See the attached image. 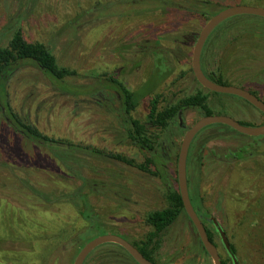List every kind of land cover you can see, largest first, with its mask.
<instances>
[{
	"label": "rangeland",
	"instance_id": "rangeland-1",
	"mask_svg": "<svg viewBox=\"0 0 264 264\" xmlns=\"http://www.w3.org/2000/svg\"><path fill=\"white\" fill-rule=\"evenodd\" d=\"M238 4L264 7V0H0V47L19 28L29 42L43 43L57 63L77 72L57 82L24 65L7 85L8 103L44 134L83 148L67 152L66 146L32 143L0 115V264H73L87 242L104 234L146 240L153 231L148 214L168 204L166 187L159 177L112 155L144 163L149 154L129 137L131 116L139 119L158 136L156 155L178 188L183 137L203 117L186 110L183 127L174 122L159 130L148 117L155 97L165 107L201 91L213 114L264 126V114L247 101L202 87L190 68L192 51L180 50L175 41L183 30L199 31L215 13ZM157 35L168 51L163 61L146 42ZM201 68L264 101V18L242 14L220 23ZM110 77L140 95L130 117ZM189 151L193 202L222 226L238 264H264V136L254 139L214 123L200 130ZM215 241L227 261L217 233ZM199 242L181 215L153 240L154 260L213 264ZM84 264L137 263L118 244L106 243Z\"/></svg>",
	"mask_w": 264,
	"mask_h": 264
},
{
	"label": "trees",
	"instance_id": "trees-1",
	"mask_svg": "<svg viewBox=\"0 0 264 264\" xmlns=\"http://www.w3.org/2000/svg\"><path fill=\"white\" fill-rule=\"evenodd\" d=\"M176 39V38H175ZM57 59L53 52L41 42H29L23 35L21 29H12V36L6 46L0 47V115L4 121L20 136L24 139H28L30 142L52 147L53 145L58 147H67V152L82 151L81 146H75L62 139H55L44 134L35 125L23 120L20 115L14 110V108L7 101L6 89L10 83L13 75L24 65L32 64L38 67L44 74L50 76L57 82L65 81V79L77 76V72L65 66H61L57 63ZM204 71V70H203ZM205 73V71H204ZM211 80L218 82V84L227 85L226 83L218 80L205 73ZM111 82V86L117 92L122 100V109L126 115L131 116L132 111L138 105L140 95L131 91L123 82L112 78L108 80ZM255 95L256 92L251 91ZM258 96V95H257ZM159 97L152 99L150 104L149 120L153 127L159 130H168L171 124L177 121L179 111L192 109L199 111L202 116L212 115L213 112L208 106V95L204 92L198 91L194 95H190L180 99L176 104H172L165 107H160ZM131 128L129 129V137L132 143L140 150L148 153L145 157L143 164H136L134 160L128 159L120 154L112 155V157L127 163L128 165L135 166L138 169L149 172L156 177H159L165 185L167 206L162 209L151 211L147 216V222L153 227L146 240H140L139 242H131L139 251L150 261L154 260V246H151L153 240L165 233L181 215H185L190 221L188 215L185 212L181 195L178 188H175L171 182L170 177H167V173L160 162L159 157L155 155V150L158 143V136L151 135L147 124L143 123L139 119L130 118ZM245 125H250L242 123ZM252 126V125H250ZM234 131L233 129H231ZM235 132V131H234ZM153 137V138H152ZM256 139L257 137H252ZM93 152L98 150L93 149ZM244 150H241L243 153ZM99 153V152H98ZM192 200V198H191ZM193 202V200H192ZM200 214V212H199ZM206 216V214H205ZM213 221V219H212ZM191 222V221H190ZM208 237L216 245L215 233L219 235L216 230L215 233L210 229H207ZM80 242L83 239L78 238ZM199 241L201 242L200 238ZM199 242V243H200ZM202 245V243H201ZM203 247V245H202ZM231 251L235 255L237 252L235 247L230 244ZM204 249V247H203ZM205 250V249H204ZM206 252V251H205ZM228 254V253H227ZM157 264V263H156ZM222 264H233L230 255L228 254V260H222Z\"/></svg>",
	"mask_w": 264,
	"mask_h": 264
},
{
	"label": "water",
	"instance_id": "water-1",
	"mask_svg": "<svg viewBox=\"0 0 264 264\" xmlns=\"http://www.w3.org/2000/svg\"><path fill=\"white\" fill-rule=\"evenodd\" d=\"M242 14L257 15L264 18V7L238 4L215 13V15L212 16L202 28L199 37L194 45L191 68L197 82L205 89L212 92H217L218 94L237 96L247 101L249 104L257 108L264 114V101L259 96L242 87L218 84V82L211 80L201 68V57L204 45L210 34L215 30V27L228 18ZM214 123L225 125L233 129L237 133L250 137L263 136L264 126L245 125L228 116H217V114L207 115L200 118L194 125H192L191 128L186 131L180 146V151L177 159V184L185 212L188 215L191 223L195 227L201 240L200 243H202L206 253L211 257L213 264H222V259L219 254L218 248L209 239L206 227L193 206L189 192V184H187L188 154L191 143L195 136L200 132V130ZM213 223L218 226V223L214 219ZM218 231L223 241L222 244L226 252L231 256L233 264H238L237 258L231 251V247L229 244L230 242L225 232L220 227H218ZM106 243H115L121 246L137 264H156L147 259L131 242L116 234H104L87 242L76 256L73 264H84L85 260L94 249Z\"/></svg>",
	"mask_w": 264,
	"mask_h": 264
},
{
	"label": "flooded vegetation",
	"instance_id": "flooded-vegetation-1",
	"mask_svg": "<svg viewBox=\"0 0 264 264\" xmlns=\"http://www.w3.org/2000/svg\"><path fill=\"white\" fill-rule=\"evenodd\" d=\"M216 28H217V26L215 27V30H216ZM201 30L202 29H200L199 31H196V30H190V28H187V29H185V30H183L182 32H181V39L180 38H178V39H175V41L176 42H178V43H180V50H182V51H184V52H188V51H192V53H193V48H194V45H195V43H196V41H197V39H198V37H199V34H200V32H201ZM214 33V31L210 34V36L208 37V39H207V41H206V43H205V45H204V48H205V46H206V44H207V42H208V40H209V38L211 37V35ZM161 37V35H157V38H156V40L155 41H152V40H150L149 38H147L146 39V42L148 43V47H151L152 49H153V53L154 54H156V55H160L161 54V56H162V61L164 60L163 58H164V53H167L168 51L166 50L167 48H165V46L164 45H161V44H158L159 43V38ZM204 48H203V51H204ZM151 49V50H152ZM203 51H202V56H203ZM187 58V57H186ZM191 62H192V57H191ZM201 65H202V57H201ZM191 67H192V63H191ZM190 67V68H191ZM191 70H192V68H191ZM192 73H193V71H192ZM194 75V74H193ZM112 78H114V79H117L116 77H110L109 79L111 80ZM117 80H119V79H117ZM187 110H191V109H187ZM185 111L186 110H184V111H179V113H178V116H177V123H178V126H180V127H183V119H184V113H185ZM180 117H181V119H180ZM197 136V135H196ZM195 136V137H196ZM264 136V135H263ZM258 137H260V136H258ZM195 139V138H194ZM194 139H193V141H194ZM193 141H192V143H193ZM192 143H191V145H192ZM164 148V147H163ZM191 148V147H190ZM190 150V149H189ZM190 152V151H189ZM156 154H158V151H157V149L155 150V155ZM189 155V154H188ZM167 158V157H166ZM167 159H169V158H167ZM163 166H165V164L163 163ZM193 203V206H194V208L196 209V211H197V213H198V215H199V217L201 218V220L203 221V223H204V225H205V227L207 228V229H209L208 228V225L210 224V225H213V228H214V230H212L213 231V233L214 232H216V230L218 231V227H222L221 225H215L214 223H213V221H212V216H210V217H208V216H205L202 212H200V210H199V208L196 206V204L194 203V202H192ZM199 212H200V214H199ZM222 229V228H221ZM218 233H219V231H218ZM219 236H220V234H219ZM221 238V237H220ZM221 241H222V239H221ZM222 243H223V241H222ZM223 245V244H222ZM231 257V256H230ZM231 260H232V258H231ZM232 262H233V260H232Z\"/></svg>",
	"mask_w": 264,
	"mask_h": 264
}]
</instances>
